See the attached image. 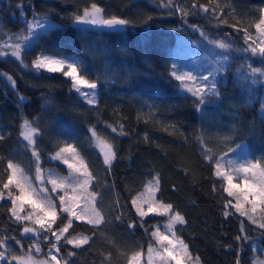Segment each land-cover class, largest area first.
Wrapping results in <instances>:
<instances>
[{
    "label": "trees",
    "instance_id": "obj_1",
    "mask_svg": "<svg viewBox=\"0 0 264 264\" xmlns=\"http://www.w3.org/2000/svg\"><path fill=\"white\" fill-rule=\"evenodd\" d=\"M92 2L0 0V24L4 33L23 32L24 20H31L34 14L47 15L56 27L42 38V43L48 48L62 49L55 54L80 59L91 73L89 79L99 77L98 104L91 106L71 89L68 78L60 73H37L31 68L34 56L45 49L36 47L25 54L28 68L14 58H0V135L4 137L0 141V155L5 157L0 163V174L7 179V159L30 173L31 150L22 141L20 129L25 119L33 121L42 130L38 147L46 167L51 165L47 157L62 146V140L76 145L96 177L94 190L100 193L98 206L106 219L111 220L96 229L75 221L73 235L83 233L93 239L80 249L62 245L63 259L72 264H109L105 257L111 254V264H127V256L133 251L146 254L150 231L146 233L140 227L131 199L144 189L151 176L158 174L157 197L175 205L185 216L187 223L177 226V235L189 245L193 257H200L201 264H235L239 251L242 264H253L256 254L264 256V237L260 235L264 230L234 210L232 215L224 216L225 201L232 199L234 203L235 200L223 192L222 178L214 175L215 160H205L204 150L209 148L214 156H220L234 140L232 147L238 143L248 146L252 153L248 159L264 156V120L261 119L264 78L257 74V83L252 84L247 67L248 64L264 67L261 58L242 51L247 46L244 32L230 26L234 23L223 27L205 25L204 14L189 15L185 22L174 7H162V0H95L107 15H117L131 23L120 32L79 27L73 22L74 14ZM198 2L208 4L209 0ZM216 2L224 8L222 0ZM246 2L264 6V0ZM188 9H191V0H188ZM191 25H199L212 37L228 34L234 47L233 53H229L233 58L219 74L226 85L220 88L222 102L214 99L202 105L200 112L196 110L195 97L181 91L180 82L170 75L173 63L185 50L180 40L191 42L186 44V54L211 56L217 50L211 51V45ZM237 48L241 51H236ZM8 76L15 80V86ZM238 78L245 83V88L238 85ZM121 125L124 135L119 134ZM91 127L115 147L117 157L111 168L103 163V156L91 138ZM57 165L59 170L63 169V165ZM6 198L7 192L0 200V229H6L8 237L22 240V250L14 241H9L15 254L21 255L33 239L23 238L22 225L10 220L7 209L11 201ZM117 201L122 206L124 223L108 215ZM130 220L137 222L134 231L127 228ZM145 220V227L151 229L154 224H163L166 217L151 215ZM242 221L249 236L261 246L257 251H253L251 241L241 243L235 239L240 235ZM40 247L37 256L47 258L48 242L41 240ZM68 251L77 254L68 257Z\"/></svg>",
    "mask_w": 264,
    "mask_h": 264
},
{
    "label": "snow or ice",
    "instance_id": "obj_2",
    "mask_svg": "<svg viewBox=\"0 0 264 264\" xmlns=\"http://www.w3.org/2000/svg\"><path fill=\"white\" fill-rule=\"evenodd\" d=\"M215 5V6H211ZM162 7L173 8L179 13L182 20L189 15L204 14L215 18L217 24L226 22L222 18L223 8H220L216 0H209L208 4L199 3L198 0H191V9H188V0H167ZM22 9V5H18ZM259 19L254 22L256 37L250 34L249 28L238 29L244 32L245 44L242 49L245 53H250L252 57L259 56L261 63L264 64V8L259 9ZM23 15V12L21 13ZM148 19H151L149 17ZM73 22L76 24L91 25L95 28L118 31L131 23L117 15H107L105 10L100 7L95 0L83 8L82 12H77L73 16ZM26 29L19 35L11 36L3 32V26L0 24V56L10 55L22 67L28 68L25 62V54L32 52L36 47L45 49L35 55L31 61V68L37 73L44 71L48 73H60L71 81V89L78 94L85 103L91 106L98 104V86L99 77L89 79L91 75L87 66L76 56L56 55L62 51L55 47L48 48L42 43V38L56 27L48 19L47 15L41 16L34 14L31 20H24ZM237 27V25H230ZM194 31H198L203 40L207 41L213 49L222 50L221 53L211 55L208 58L207 75L193 74L190 71H180L175 63L170 69V75L180 82L181 88L190 93L196 100V110L202 111V105H206L214 99L222 102L220 88L226 86L222 83L219 74L225 71L229 55L233 49V43L228 39V34L223 37H212L204 31L199 25H191ZM7 35V39L5 36ZM236 51H241L237 48ZM243 67V65L241 66ZM248 75L252 78L251 83H257L256 76L259 74L264 78V67H254L248 64ZM7 79L15 86V80L11 76ZM247 80V77H245ZM238 85L243 89L246 87L243 81L237 80ZM23 99V98H21ZM151 116L152 113H149ZM261 119L264 120V103L261 104ZM111 127V126H109ZM112 131L117 132V128L112 127ZM91 138L95 146L103 156L104 165L111 168L112 162L117 157L114 145L107 139L101 137L95 127L89 128ZM120 135L123 132L121 125ZM42 136V130L38 125L34 126L33 121L25 119L21 125L20 137L26 141V147L31 150L32 157L36 165V181L41 185L34 187L31 179L25 174V170L12 159H7L6 176L0 174V200L4 199V193L7 192V198L11 201V207L7 209L9 218L12 222L22 225L21 236L28 237L31 234L33 243L29 246L27 252L21 255L15 254L9 241H14L15 245L23 249V242L15 236L8 237L6 229H0V264H72L70 260L61 257L62 245H70L73 249H80L84 245H89L93 236L77 233L73 235L74 222L80 221L96 229L102 225L111 222L106 219L105 213L98 206L100 193L95 191L94 181L96 177L89 170L79 149L74 143L62 140V146L51 155V160L59 161L65 165L69 171L68 176H60L53 170L45 172L41 167V150L38 147V139ZM0 135V141L3 140ZM226 141L228 138H225ZM203 143L202 140H198ZM231 141L227 144V152L220 156H214L212 150L205 147L204 159L212 162L214 175L222 178L224 182L223 192L227 197L233 198L224 203V216L238 213L245 217L248 222L255 225L258 229L264 230V156L261 159H248L252 155L247 145L238 143L232 147ZM228 153L233 154V158L228 157ZM5 157L0 155V163H3ZM47 175V183L51 184V193H57L52 198L49 189L44 187V176ZM238 181V182H234ZM59 190V192H58ZM160 191L159 175L151 176V179L144 184L142 192L132 196L131 206L135 210L136 217L139 219L140 227L145 232L150 231V242L147 249V264H200V257H193L189 245L177 235V226L186 225L187 221L171 203H166L157 197ZM62 193V194H59ZM59 200V204L55 200ZM122 206L117 201L109 217L114 216L116 222L124 223L125 216L121 211ZM30 209V210H29ZM64 214L67 218L64 219ZM150 215L166 217L163 225V231L159 223L151 226V229L145 227L146 217ZM258 217V218H257ZM59 221V223H58ZM137 226L136 220L127 222V228L134 231ZM70 229L72 231H70ZM95 235V232H93ZM264 237V231L260 232ZM241 243L251 241L253 251H257L254 238H251L241 222L240 235L235 238ZM41 240L49 244L48 258L36 260L35 253L41 252ZM154 241V243H152ZM264 242V241H262ZM113 243H115L113 241ZM230 247V246H229ZM77 253L68 251L67 256L73 257ZM143 253L133 251L127 256V264H142ZM235 264H242L240 252H236ZM111 264V254L105 257ZM253 264H264V260H254Z\"/></svg>",
    "mask_w": 264,
    "mask_h": 264
},
{
    "label": "rangeland",
    "instance_id": "obj_3",
    "mask_svg": "<svg viewBox=\"0 0 264 264\" xmlns=\"http://www.w3.org/2000/svg\"><path fill=\"white\" fill-rule=\"evenodd\" d=\"M222 1H223V5H224V8H223L224 11H223V13L221 15H222L223 20L226 21V22H222V23L217 24L216 21L214 20L215 18L213 19V17H211V15H208V16H205V22H206L205 25H210L212 27L213 26L223 27V26L229 25V22H232L235 25H237V27H235V29H237V31H238V29L249 28L250 34L253 36V38H255L256 37V32H255V28L252 27V25L254 24V22H256L259 19V16H260L259 9L264 8V6L251 4L250 2H246V0H222ZM50 22L53 25H55L51 20H50ZM21 33L22 32H19V33H16L14 35H11V36L19 35ZM5 39H7V37ZM180 41L184 45L185 50L180 55L179 60L178 61L175 60V64L177 65L178 69L180 71H190V72H193V74L207 75V68H208L207 61H208V58L210 56H208V55L195 56L194 53H187L186 54V44H190L191 45V42H187L186 43V40H183V39L180 40ZM212 50H214V49L211 46V51ZM233 50H234V47H233V49L231 50L230 53H233ZM221 51L222 50H219V49L214 50L212 55H215L217 53H221ZM227 54L230 56V58H233L232 54H229V53H227ZM56 55H58V54H56ZM6 57H11V56L10 55L0 56V58H6ZM180 89H181V91L184 92V90L181 88V86H180ZM97 92L99 94V89H97ZM24 142L27 143L26 141H24ZM50 157H51V155L49 157H47V160L50 161V162H48V164H51V165H49L47 167L44 165L43 161L41 160V167H42V169H44L45 172H47V170L51 169L55 173L59 174L60 176H68L69 171H68L67 167L65 165H63L62 163H60L59 161H53V160H51ZM228 157L229 158H233V154L232 153L228 154ZM28 164L30 166V168H29L30 169V173L25 172V174L31 179V181L33 182V186L34 187L41 186L36 181V165H35L34 159L32 157V154H31V162H29ZM57 164L63 165V169H60L59 170V167H58ZM47 179H48V177L45 174L43 186L46 187V188H48L49 189L50 196L52 198H55L57 196V193H51V187H52V185L47 183ZM150 179H148V180H150ZM234 182H238V181H234ZM58 192H59V190H58ZM59 194H62V193H59ZM6 199H8V198H6ZM55 202L57 204H59V200L58 199H56ZM164 223L163 224H159L162 231L164 230L163 229ZM23 238H25L26 240H28L29 238L30 239H34V238L31 237V234H29L28 237H23ZM30 245H28V246H30ZM259 247H261V246H259V244H256V248L259 249ZM27 251H25V252H27ZM32 254L34 255V257L38 261L39 260H44V259H47L48 258V257L47 258H39L37 256L39 253L38 254L35 253L34 250H33V253ZM256 259L264 260V256H262L261 254H256V257H255L254 260H256ZM142 264H147V252L142 257Z\"/></svg>",
    "mask_w": 264,
    "mask_h": 264
},
{
    "label": "water",
    "instance_id": "obj_4",
    "mask_svg": "<svg viewBox=\"0 0 264 264\" xmlns=\"http://www.w3.org/2000/svg\"><path fill=\"white\" fill-rule=\"evenodd\" d=\"M79 27H88L89 28H92V29H97V30H100V31H106V32H120V31H123L126 27L118 30V31H112V30H108V29H101V28H95L91 25H83V24H77Z\"/></svg>",
    "mask_w": 264,
    "mask_h": 264
}]
</instances>
